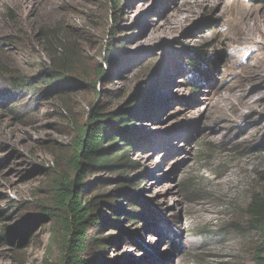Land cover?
<instances>
[{
    "label": "rangeland",
    "instance_id": "rangeland-1",
    "mask_svg": "<svg viewBox=\"0 0 264 264\" xmlns=\"http://www.w3.org/2000/svg\"><path fill=\"white\" fill-rule=\"evenodd\" d=\"M110 45L125 50L112 66ZM200 48L218 58L214 77L189 66ZM67 56L84 82L47 85ZM13 77L33 90L16 91ZM95 80L106 110L141 107L129 134L135 164L93 171L83 190L106 204L104 223L88 231L106 242L85 259L256 264L249 207L264 197V0H123L118 11L113 0H0V264H62L53 189L74 177L68 160L98 102Z\"/></svg>",
    "mask_w": 264,
    "mask_h": 264
},
{
    "label": "trees",
    "instance_id": "trees-1",
    "mask_svg": "<svg viewBox=\"0 0 264 264\" xmlns=\"http://www.w3.org/2000/svg\"><path fill=\"white\" fill-rule=\"evenodd\" d=\"M123 0H113L114 9L118 11ZM116 20V16H115ZM118 23V21H115ZM212 30V28H210ZM113 32V36L115 35ZM106 51V59L112 66L117 56L124 53V45L115 47L110 45ZM70 55V53L68 54ZM205 51L200 48L191 58L189 66L198 73H203L204 77H214V73L219 71L220 63L218 58L208 61L205 58ZM108 57V58H107ZM205 61H208L203 64ZM69 65L68 56L66 61L57 63L58 72H51L47 85L55 83L56 88H61L68 80L84 82L80 77L73 76L74 70ZM67 67V68H66ZM62 70V71H61ZM105 74L99 68L96 73V80H105ZM94 81V88L98 102L91 106L87 121L81 126H77L76 136L73 140L72 156L68 160L69 167L74 174L70 176L60 175L55 180L53 189V211L51 217L54 219V226L58 236L61 235L65 248V255L62 264H97L95 261L85 259V253L89 247L102 248L105 240H98L96 236L91 237L89 229L104 223L101 207L106 206L104 196L89 198L83 190H91L94 183L89 182L93 171L120 172L122 169L130 168L135 163L129 159V153L133 147L129 134L134 135L133 123L137 120V113L140 110L135 107L138 101H130L120 107L117 111L106 110L102 104L101 93L96 92L97 81ZM11 87L16 91L25 88L33 90L34 85L26 82L23 78L13 77L10 80ZM72 83V82H71ZM194 86V85H193ZM191 86V87H193ZM53 87V86H52ZM153 88L146 95L145 99H150ZM100 100V101H99ZM125 183L132 184L125 179ZM134 187V186H133ZM124 195L131 202L138 203V195ZM250 223L258 236V243L255 250L256 264H264V197L256 198L249 207ZM60 234V235H59Z\"/></svg>",
    "mask_w": 264,
    "mask_h": 264
}]
</instances>
